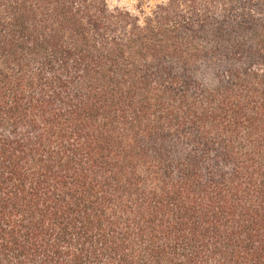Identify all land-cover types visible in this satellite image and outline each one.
I'll list each match as a JSON object with an SVG mask.
<instances>
[{
    "label": "trees",
    "instance_id": "obj_1",
    "mask_svg": "<svg viewBox=\"0 0 264 264\" xmlns=\"http://www.w3.org/2000/svg\"><path fill=\"white\" fill-rule=\"evenodd\" d=\"M0 264H264V0H0Z\"/></svg>",
    "mask_w": 264,
    "mask_h": 264
},
{
    "label": "rangeland",
    "instance_id": "obj_2",
    "mask_svg": "<svg viewBox=\"0 0 264 264\" xmlns=\"http://www.w3.org/2000/svg\"><path fill=\"white\" fill-rule=\"evenodd\" d=\"M161 1L163 0H108L112 5L128 6L130 8L141 6L145 10H149L151 6Z\"/></svg>",
    "mask_w": 264,
    "mask_h": 264
}]
</instances>
